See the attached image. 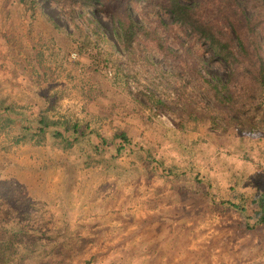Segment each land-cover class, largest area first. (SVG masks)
I'll return each mask as SVG.
<instances>
[{
	"label": "rangeland",
	"instance_id": "rangeland-1",
	"mask_svg": "<svg viewBox=\"0 0 264 264\" xmlns=\"http://www.w3.org/2000/svg\"><path fill=\"white\" fill-rule=\"evenodd\" d=\"M245 1L250 15L264 13V0ZM125 2L96 0L91 29L80 6L70 14L51 0H0V75L8 78L0 102L35 124L48 111L94 130L64 151L53 183L44 171L29 185L10 177L20 175L12 157L22 154L14 137L23 133L0 127V264H264L263 99L260 109L240 105L244 90L229 81V65L161 1L135 3L133 17L151 34L127 51L113 17ZM257 29L264 43V23ZM203 79L241 93L219 104ZM121 132L132 143L118 154ZM98 135L107 154L92 149ZM41 142L63 149L49 136ZM122 165L129 172L117 182L109 170Z\"/></svg>",
	"mask_w": 264,
	"mask_h": 264
},
{
	"label": "trees",
	"instance_id": "trees-1",
	"mask_svg": "<svg viewBox=\"0 0 264 264\" xmlns=\"http://www.w3.org/2000/svg\"><path fill=\"white\" fill-rule=\"evenodd\" d=\"M62 7H69V13H73V9L80 6L84 9L83 16L88 22L89 27L92 29L93 21L88 14V10L94 11L96 0H51ZM102 7L110 5L111 1L115 0H99ZM125 8L117 10L113 13L115 25V34L118 42L129 51L132 47V42H136L139 46L141 35L149 36V26L142 24L135 20L133 17V7L135 3H139L142 0H125ZM147 1V0H145ZM161 1V5L172 15L174 20L184 28V30L202 45L204 44L206 49L211 51L214 57H217L227 63L231 70L230 82H234L236 79V85L244 90L241 99L244 102L240 105L247 106L248 103H258L259 109L263 106L262 99L264 101V43L261 40V29H257L264 23V13H256L250 15L248 13V4L245 0H158ZM213 10V15L211 11ZM84 14H88L85 16ZM211 14V15H210ZM91 21V23L89 22ZM230 23L234 30L235 38L230 36L225 31L223 23ZM94 34L101 40H105L104 34H101L97 29L93 30ZM161 42V41H160ZM162 43V42H161ZM162 50H165V45H159ZM171 51V50H169ZM192 48L186 47L185 53L191 55ZM172 52V51H171ZM200 59V56L198 57ZM201 61V60H200ZM201 63H204L201 61ZM209 84V88L213 89V98L219 104H227L233 102L235 99V93L240 94L239 91H233L229 84V81H209L203 79ZM241 85V86H240ZM242 87V88H241ZM158 103H162L161 99L157 100ZM4 99L0 102V111L5 114H0V127L5 129V126L12 124V127H19L23 135H17L15 143L19 144L26 142V137H30L29 140L33 141L35 145L43 144L41 140L49 138L58 141L63 144V151H72L75 149L74 145L81 143L83 140L88 139L87 132L93 133V129L87 123L83 125L81 120H75L73 123L67 119L56 118L48 111H42L39 113L36 124L31 120L25 112H20L12 105L4 107ZM242 110V109H241ZM14 125V126H13ZM82 128V129H81ZM53 129V130H51ZM66 131L69 135L63 131ZM82 130V131H81ZM118 138L121 140L120 146L116 149L117 153L121 152L132 141L124 133H117ZM100 141L93 145L92 149L94 153L106 152L105 148L109 143L108 139L98 135ZM127 149V148H126ZM85 149L81 152V155L93 158V153L87 152ZM76 153V152H75ZM97 155V154H96ZM63 158V157H62ZM97 161L102 162L103 159ZM150 162V159L147 157ZM61 161V160H60ZM60 163V162H58ZM96 171L106 172L108 170L95 169ZM138 171L139 168L135 169ZM121 171V173H119ZM145 170L144 172H147ZM152 170L148 171L149 173ZM156 171V170H155ZM110 173L115 175V181L119 182V178L123 175V172H129L127 166L122 165L119 170L110 169ZM164 174V173H162ZM264 199V197H262ZM261 199H259L260 201ZM263 206V202L260 203ZM264 207V206H263ZM260 222H264V215L261 217Z\"/></svg>",
	"mask_w": 264,
	"mask_h": 264
},
{
	"label": "crops",
	"instance_id": "crops-1",
	"mask_svg": "<svg viewBox=\"0 0 264 264\" xmlns=\"http://www.w3.org/2000/svg\"><path fill=\"white\" fill-rule=\"evenodd\" d=\"M7 76L6 74H2L0 75V83L4 82L5 80L7 81ZM6 94V93H5ZM8 95V94H7ZM24 143V144H22ZM21 143V151L22 154L20 155V157L16 156L18 154H13L14 156L12 157L13 160H17L16 164H19L20 166V175L18 177V175H10L11 178H16L18 179L19 182H29V185H32L33 183L36 182H41L40 178H41V174L42 172H46L50 178L49 183H46L47 185H50L51 183H53V177L54 174L56 172H59V166H58V161L61 160V158H67L66 155L64 154L63 149H59L58 147H55L53 145H48L46 144V142H44V144H40V145H35L33 141H26V142H22ZM35 157V158H40L37 159L38 162L36 161H31L27 160L31 157ZM41 160L43 163H41ZM56 165V166H55ZM21 180V181H20ZM51 182V183H50ZM29 188L31 189V187L29 186ZM28 188V190L30 191V189ZM38 188V187H37ZM46 192L48 193H54V190L50 191V190H46ZM30 193H32V196L37 199V200H45V197L43 195L44 192H41L39 189L38 191L33 192L32 189L30 191ZM36 193V194H34ZM118 208V207H117ZM109 214H112L113 217L116 218L115 223L118 224V219H117V214H118V210H116V208H113L112 206H110L109 208ZM120 209H123V207H121ZM120 224V223H119Z\"/></svg>",
	"mask_w": 264,
	"mask_h": 264
}]
</instances>
